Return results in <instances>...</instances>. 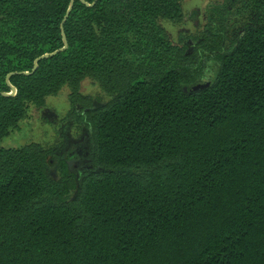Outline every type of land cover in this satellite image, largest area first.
Wrapping results in <instances>:
<instances>
[{
	"label": "trees",
	"instance_id": "trees-1",
	"mask_svg": "<svg viewBox=\"0 0 264 264\" xmlns=\"http://www.w3.org/2000/svg\"><path fill=\"white\" fill-rule=\"evenodd\" d=\"M185 1L0 0V264H264V0ZM64 86L78 142L2 144Z\"/></svg>",
	"mask_w": 264,
	"mask_h": 264
},
{
	"label": "rangeland",
	"instance_id": "rangeland-1",
	"mask_svg": "<svg viewBox=\"0 0 264 264\" xmlns=\"http://www.w3.org/2000/svg\"><path fill=\"white\" fill-rule=\"evenodd\" d=\"M211 0H186L184 3L185 20L181 25L170 26L169 33L177 41L180 33L186 32L187 35L196 33L203 26V13L205 7ZM63 91L56 96L47 99L43 106H32L30 108V117L20 123V126L13 129L5 137L2 144L7 147L20 146L29 142H39L45 146L54 145L60 140V135L64 129H67V145L71 146L73 142H78L72 134L74 132L70 119L67 114L70 110L68 99V89L64 86ZM82 91L98 97L103 100L105 96L97 89V86L91 79H86L82 83ZM69 148V147H68ZM65 150V149H64ZM56 154H63V151L57 150Z\"/></svg>",
	"mask_w": 264,
	"mask_h": 264
},
{
	"label": "water",
	"instance_id": "water-1",
	"mask_svg": "<svg viewBox=\"0 0 264 264\" xmlns=\"http://www.w3.org/2000/svg\"><path fill=\"white\" fill-rule=\"evenodd\" d=\"M70 10H71V7L69 8V11H70ZM69 11L67 12L66 18H67L68 14H69ZM66 46H67V45H65L64 48H65ZM54 53H55V52H53V53H46V54L42 55L41 57H39V58L35 61L34 69L37 68V66H38V62H39L40 59L45 58V57H48V56H50V55H53ZM205 86H206L205 82H203V81H198V82H195V83H193L192 85L188 86V88L193 89V90H196V89H200V88L205 87ZM12 91H13L12 93H8V94H15V93H16V88H15V87H12Z\"/></svg>",
	"mask_w": 264,
	"mask_h": 264
},
{
	"label": "built area",
	"instance_id": "built-area-1",
	"mask_svg": "<svg viewBox=\"0 0 264 264\" xmlns=\"http://www.w3.org/2000/svg\"><path fill=\"white\" fill-rule=\"evenodd\" d=\"M13 91L11 90L9 93H12Z\"/></svg>",
	"mask_w": 264,
	"mask_h": 264
}]
</instances>
